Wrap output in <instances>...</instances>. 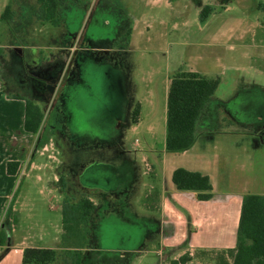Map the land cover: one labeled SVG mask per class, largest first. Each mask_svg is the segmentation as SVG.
<instances>
[{"label": "rangeland", "instance_id": "rangeland-1", "mask_svg": "<svg viewBox=\"0 0 264 264\" xmlns=\"http://www.w3.org/2000/svg\"><path fill=\"white\" fill-rule=\"evenodd\" d=\"M261 1L264 8V0H249L250 7L236 12L256 20V3ZM63 2L61 23L56 26L39 21L38 0H0V44L6 46L0 76L10 94L33 101L44 115L40 131L26 134L31 146L18 168V185L4 218L10 215L12 228L20 224V231L25 229L33 238L44 233V244L57 245L54 239L65 232V199L77 201L86 191L99 206L87 226L90 234L84 248L91 252L85 264L94 259L129 264L135 256L132 250L146 264H171L174 258L163 242L162 219L157 211L147 209L145 201L156 171L149 162L144 174L141 169L143 158L152 154L151 147L158 157L156 165L160 164L169 79L175 70H189L191 65L221 79L209 106L212 117L200 126L193 150L200 153L196 159L204 155L216 159L210 171L215 201L233 192L264 193V97L258 92H264V59H254L263 66L259 76L251 73L247 59L239 61L247 69L234 73L226 61H207L201 55L207 50L198 49L192 35L184 36V43L179 41L180 30L175 29H183L177 26L189 10L197 8L196 1L171 0L169 5L165 0ZM9 3L17 13L12 22L1 19ZM17 29L45 30L21 35L15 33ZM131 29L144 33L137 34L136 44L129 42ZM148 37L150 42L145 41ZM121 77L132 111L119 134L115 125L123 118ZM139 102L143 122L131 130L126 125H133ZM225 103L227 108L222 106ZM151 127L156 136L150 133ZM44 137L48 142L40 146ZM169 155L177 157L178 164H187L182 156ZM135 161L138 173L129 167ZM122 252H127L125 258ZM69 254L71 261L66 264H75L74 254ZM189 256L184 264L232 261L230 250Z\"/></svg>", "mask_w": 264, "mask_h": 264}, {"label": "crops", "instance_id": "crops-1", "mask_svg": "<svg viewBox=\"0 0 264 264\" xmlns=\"http://www.w3.org/2000/svg\"><path fill=\"white\" fill-rule=\"evenodd\" d=\"M156 1L157 3L160 2V0ZM165 1L167 5L171 3V0ZM191 1L197 2V8L193 7L192 10H189V16L186 19L182 17V21L179 25L177 22L174 24L178 25L177 27L183 28L175 29L177 31L180 30L181 40H178L184 43V36L190 37L192 35L190 39L195 42V45H197L198 49L203 47L207 50L201 55L206 56L207 61L210 63H225L226 61L228 65H230L229 68L231 71L240 74L247 68L239 64V61L242 59H247L249 62H251V65L249 66L251 73L257 76L261 75V73H263V66L261 63H255L254 59L255 57H261L264 59V8L262 1L259 2L260 4L256 3L258 8L256 20L248 19V16H246L245 13L236 12L240 9V7L244 8L248 6L249 0ZM259 10H261V12ZM16 15L17 13L15 11V18ZM164 23L165 21L162 19L161 24ZM146 25L150 27L149 23H146ZM44 30L45 29H17L15 33H19L21 35L25 33L26 35L31 31L34 34L36 31L42 32ZM131 30V38L129 42L136 44L137 34L142 35L144 33L139 29ZM150 38L151 37H148L145 39V41L150 42ZM62 45H60V47H63ZM0 47L5 49L6 46L0 44ZM64 48L69 49V47ZM146 49L148 50V48ZM197 58L198 60H202L200 55H198ZM188 69L210 76L208 74L210 72H201L192 65ZM176 71L177 70H175L174 73ZM240 79V76L236 78L237 81ZM121 80L123 92V106L121 111L123 118L120 117L115 125V131H117L119 134L120 129L124 126V124H126L128 114L132 111L130 110L128 101L129 96H127L126 90L124 88L123 77H121ZM244 81L245 80L242 82ZM170 83L171 78L169 79V83L167 85V101ZM262 88L263 87H261V89ZM148 91L151 95L153 94L150 87ZM258 92H260V94L262 93L264 97V92L260 90H258ZM211 100L207 104L204 113L199 120L195 144L190 149L182 153H174L176 155H173L179 157L182 156L185 163L187 164H178V158L170 156L169 154L173 152H169L166 149L167 107L165 141H163V154L159 157L160 164L159 166L156 165L158 163V157H156L155 149L152 147L150 148L152 154L145 156L142 160L143 166L141 169L143 174L146 162H149L154 168V171H156L155 178L151 180L150 185L145 193V201L148 202L147 209H150L151 211H157L159 213L163 226L161 229L163 242L166 243L167 250L169 249V251L172 253L171 258L174 259H178L184 254L193 255L195 252L204 253L211 251L217 252L231 250L236 246L242 200L247 192H233L226 195L223 200L218 202L215 201L217 194L214 192L213 177L210 171L214 170L213 161L216 159L211 161L210 158L205 155L201 156L200 159H196L197 155L200 153L193 151L199 142V130L201 129L200 126L204 124L206 120L208 121L210 117H212V114L209 110V106H211ZM222 106L227 108L226 103ZM141 107L142 103L139 102L132 116L134 123L133 125H126V128L132 130L138 128V126H141L143 122V117L141 116ZM262 107L264 111V104ZM25 113L26 100L21 96L10 94L7 81L0 76V227L4 220V216L6 214L12 194L18 185V170L15 174H10L8 172V162L12 160L20 161V167L21 164H23L26 153L29 151L32 142V139L26 136V134L29 133L25 129ZM217 119L219 121L218 117ZM150 133H152L153 136H156L155 129L152 127L150 128ZM118 141V147H121L122 141L120 139H118ZM129 165V167L134 172L138 173L139 167L137 166L136 161ZM178 167H185L189 170L201 171L204 174H208L213 184L214 196L209 200H200L198 198V192L178 189L172 180L173 172ZM144 187H146V185ZM83 193L88 194L87 196L95 202V210H97L99 204L97 201H95L96 199L90 196V193L86 191H83ZM93 214L92 216H94ZM18 225L19 226L16 228H12L7 244L0 245V264H23L24 250L27 247H45L57 249L58 258L51 264H66V261H71V255L62 246V231L61 237H56L54 239V241H59L58 244L52 246L44 244L46 239V235H44V233L40 232V234L37 235L38 237L33 238L31 235L26 234L25 229V233L23 231L21 232L20 224ZM164 249L166 248L164 247ZM90 252L91 251L89 250V247L86 246V248L83 250V259L81 264L87 263ZM131 252L135 256L132 258L129 264L145 263L144 260L141 259L138 254H136V251L132 250ZM161 252L162 250H160V253ZM124 253L122 252L121 254V257L123 258H125L127 255V252ZM165 256L167 257L168 255L166 254ZM115 262V260L110 262H100L99 259L98 261L94 259L91 264H121Z\"/></svg>", "mask_w": 264, "mask_h": 264}, {"label": "trees", "instance_id": "trees-1", "mask_svg": "<svg viewBox=\"0 0 264 264\" xmlns=\"http://www.w3.org/2000/svg\"><path fill=\"white\" fill-rule=\"evenodd\" d=\"M38 18L43 22L60 25V13L63 0H38ZM15 11L9 3L1 19L11 22ZM5 50L0 47V64ZM220 77H210L197 71L177 70L171 77L167 101L166 149L173 153H182L190 149L197 139V126L207 104L214 96L220 84ZM44 119L42 109L33 101H26L25 129L37 134ZM44 137L40 146L47 144ZM20 161H9L8 172L15 174ZM172 180L180 190L198 192L200 200H209L214 196L213 184L208 174L201 171L178 167L174 170ZM96 209L95 202L87 195L77 201L66 198L63 203V223L65 232L62 246L74 254V263L81 264L83 248L90 230L87 227ZM10 215H7L0 227V245H6L12 231ZM232 262L226 264H264V194L247 193L244 195L237 230L235 248L230 250ZM189 254L173 259L171 264H184ZM58 258V250L45 247H27L24 250L23 264H51ZM106 264V263H96Z\"/></svg>", "mask_w": 264, "mask_h": 264}]
</instances>
